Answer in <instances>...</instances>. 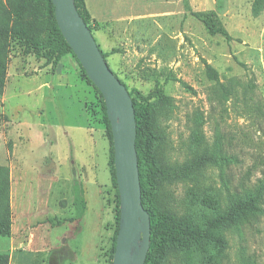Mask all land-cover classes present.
Instances as JSON below:
<instances>
[{
    "label": "rangeland",
    "instance_id": "rangeland-1",
    "mask_svg": "<svg viewBox=\"0 0 264 264\" xmlns=\"http://www.w3.org/2000/svg\"><path fill=\"white\" fill-rule=\"evenodd\" d=\"M255 1L86 0L91 32L130 95L160 83L170 98L171 109L160 119L169 162L185 163L203 150L219 157L198 180L166 187L165 202L180 213L191 190L225 202L264 179V0L258 15ZM210 11L230 40L210 35L193 15ZM68 56L59 77L57 67L22 42H9L0 96V164L13 161L12 233L0 236V254L9 255V264H48L49 256V264L113 261L111 145L97 92ZM207 65L218 80L209 77ZM14 144L16 156L9 159ZM227 240L222 264H264V213L228 231Z\"/></svg>",
    "mask_w": 264,
    "mask_h": 264
},
{
    "label": "trees",
    "instance_id": "trees-1",
    "mask_svg": "<svg viewBox=\"0 0 264 264\" xmlns=\"http://www.w3.org/2000/svg\"><path fill=\"white\" fill-rule=\"evenodd\" d=\"M75 3L80 16L92 31V18L86 0H75ZM262 5V0L255 1L254 14L260 13ZM193 15L205 25L210 35H221L230 40V35L216 12H195ZM93 23L97 28L101 26L98 22ZM12 39L22 42L29 53L45 59L48 66L57 67L54 74L61 72L66 56L72 55L76 58L59 30L52 0H0V96L4 91L8 48ZM115 53L116 50L112 52ZM102 54L106 60L107 55ZM80 67L82 68L81 65ZM207 72L211 79L218 80V73L210 65H207ZM82 74L97 92L102 123L111 145L109 168L112 185L116 190V230L112 249L114 254L119 231L120 200L114 167L112 131L101 92L88 79L83 68ZM131 96L137 122L136 148L142 204L151 218V243L145 264H171L177 258H181L184 264H222L228 248L227 232L249 224L264 213V179L259 180L254 187L230 195L225 202L214 193L191 190L189 205L180 213L165 202L166 187L178 182L198 180L207 164L217 162L219 157L203 150L196 151L185 163H170L166 156V136L160 123L161 117L171 109L170 98L166 96L160 83L147 94L136 91ZM98 108L97 105L90 107L93 117H97ZM9 190L10 170L0 166V236L5 238H9L12 233ZM50 261L51 256L48 264ZM0 264H9L7 253L0 254Z\"/></svg>",
    "mask_w": 264,
    "mask_h": 264
},
{
    "label": "water",
    "instance_id": "water-1",
    "mask_svg": "<svg viewBox=\"0 0 264 264\" xmlns=\"http://www.w3.org/2000/svg\"><path fill=\"white\" fill-rule=\"evenodd\" d=\"M52 3L61 34L104 98L111 126L120 200L119 231L112 264H145L151 243V218L142 204L133 99L110 69L75 0H52Z\"/></svg>",
    "mask_w": 264,
    "mask_h": 264
},
{
    "label": "crops",
    "instance_id": "crops-1",
    "mask_svg": "<svg viewBox=\"0 0 264 264\" xmlns=\"http://www.w3.org/2000/svg\"><path fill=\"white\" fill-rule=\"evenodd\" d=\"M69 56H66L65 57V59H64V63H63V67H62V70H61V72L60 73H55V74H59V77L61 76V75H63V73H64V71H65V69H66V66L68 67V61H69V58H68ZM6 98V96H4V99ZM17 145L16 144H14V149H13V152H12V154H11V152L9 151V150H7L8 151V157H9V159L11 158V156L13 155V156H16V150H17ZM0 166H10V181H11V192H12V170H11V168L13 167V161L12 162H10V164H8V163H3V164H0ZM76 188L74 189V192H75V194H78L77 196L79 197V200L81 201V202H84L85 200H84V197H83V192H81L80 190H79V188H78V186H75ZM78 199V198H77ZM12 209H13V203H12Z\"/></svg>",
    "mask_w": 264,
    "mask_h": 264
}]
</instances>
